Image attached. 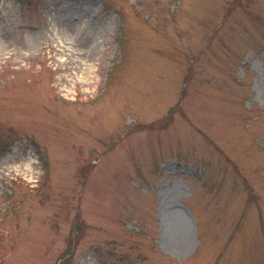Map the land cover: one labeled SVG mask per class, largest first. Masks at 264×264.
<instances>
[{"label": "rangeland", "instance_id": "rangeland-1", "mask_svg": "<svg viewBox=\"0 0 264 264\" xmlns=\"http://www.w3.org/2000/svg\"><path fill=\"white\" fill-rule=\"evenodd\" d=\"M63 259L264 264V0H0V264Z\"/></svg>", "mask_w": 264, "mask_h": 264}, {"label": "trees", "instance_id": "trees-1", "mask_svg": "<svg viewBox=\"0 0 264 264\" xmlns=\"http://www.w3.org/2000/svg\"><path fill=\"white\" fill-rule=\"evenodd\" d=\"M82 224H81V222L79 221L78 222V228L76 229V233L79 231V229H80V231L82 230ZM60 264H65V260L63 259V260H61V263Z\"/></svg>", "mask_w": 264, "mask_h": 264}]
</instances>
